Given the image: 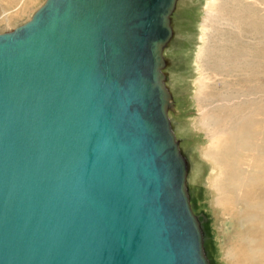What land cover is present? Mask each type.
Masks as SVG:
<instances>
[{"label":"water","instance_id":"water-1","mask_svg":"<svg viewBox=\"0 0 264 264\" xmlns=\"http://www.w3.org/2000/svg\"><path fill=\"white\" fill-rule=\"evenodd\" d=\"M178 0H45L0 34V264H209L163 69Z\"/></svg>","mask_w":264,"mask_h":264},{"label":"rangeland","instance_id":"rangeland-1","mask_svg":"<svg viewBox=\"0 0 264 264\" xmlns=\"http://www.w3.org/2000/svg\"><path fill=\"white\" fill-rule=\"evenodd\" d=\"M26 1L0 0V34L10 32L29 21L36 10L45 2V0H34V4H29L26 8L28 11L25 9L26 12L22 16L17 17L15 14L24 9ZM221 1L223 2V0H216L217 7ZM211 5V0H178L170 19L173 34L163 52L166 62L163 72L166 76L165 86L174 105V111L170 112L173 124L171 126L173 131H175L180 153L188 164L187 192L192 211L197 217L203 232L204 250L209 264H236L234 254H230L233 249H231L232 246L229 241L235 235L238 236L242 245V264L244 263L243 261L248 262V264H264V208H258L253 211L250 204H244L242 201V191H245L250 177L245 167L239 168L236 174L239 178L236 179V182L241 185L240 192L232 190V186H225V184H230L226 176V174L228 175V169H226L224 162L220 161L223 148L216 150L211 146L210 129L206 125L209 124V120L204 115L205 111L207 112V109L214 102H217L218 99L206 95L209 88L199 89L203 75L205 77L209 76L210 84L216 83L218 85L219 80L223 78L216 72L219 69L218 67L221 66L217 65L215 67L216 65L209 64L207 61L209 56L205 55V50L209 52L208 54H211L218 47L224 49L227 46H234L231 43V36L238 34L241 36V48H239L242 53L241 64L244 65L246 62L245 65L248 68L249 62H247V58L253 57V47L257 45L254 43L253 37H256L257 34L255 33V28L246 22L248 17L251 16V8L246 7V4L240 5L237 9V20L235 21L238 25L232 23L229 26L217 23L212 25L206 22L208 16L206 12ZM225 10H228V7H225ZM219 11L217 13L218 19L223 17L228 19L231 16L229 11L227 16L226 11L223 12L224 9L220 11L221 13ZM263 15L264 10L257 13L254 18L261 19ZM241 20L242 22H240ZM207 24L206 29L205 25ZM260 27L263 33V26ZM221 36H224L223 39ZM233 42L235 43L234 38ZM249 54L250 56L252 54V56L250 57ZM255 66L258 67L257 65ZM249 67L253 66L250 65ZM224 68V66L221 67V69ZM247 68L245 69V74H243L244 76L248 73ZM227 86L230 87L231 85ZM262 86L264 85L262 84ZM236 88H231L234 93L235 91L247 95L250 93V88L247 85H241ZM219 90L220 88H217L216 93ZM262 96H264L262 93L254 95L252 97L253 101L256 103V99L263 100ZM208 98H211V101H208ZM245 107L248 108L249 105ZM259 107L262 109V106ZM253 109L254 105H251L247 109V113L253 114ZM260 115L264 116V114ZM239 171H241L240 174L238 173ZM239 176L242 177L240 178ZM221 178L222 180L224 179L223 183L226 189L221 184ZM231 182L235 183L234 181ZM262 192H264L263 183L258 180L250 197L255 199ZM224 194H226V197ZM228 195L229 197H227ZM223 197L225 199L232 197L230 208L226 209V206L222 204ZM228 209L232 210V212L230 213ZM240 242L237 243L235 240L236 246L237 244L240 245Z\"/></svg>","mask_w":264,"mask_h":264},{"label":"bare ground","instance_id":"bare-ground-1","mask_svg":"<svg viewBox=\"0 0 264 264\" xmlns=\"http://www.w3.org/2000/svg\"><path fill=\"white\" fill-rule=\"evenodd\" d=\"M211 1H212V5L209 6L210 8L206 12L208 15L206 22L208 24L213 25L217 23L220 25L225 24L226 26H229L233 23V24L238 25V23L235 21L237 20L236 19L237 9L240 7V5L246 4V7L251 8L250 10L251 16L248 17V20H246V22L251 24V26L255 28V33L257 34L256 37H253L255 41L254 43L257 44L255 46L253 45L254 46L253 47L254 49L253 57L247 58L248 61L245 59L247 62H249L248 68L245 65L246 62L244 65L241 64L242 53L239 49L241 48V36L238 34L236 36L235 35L231 36V40H232L231 43L232 45L234 44V46H227V47L225 46L226 48L224 49L222 47H218L217 49H215L216 51L211 54H208L209 52H206L207 50H205V55L209 56V58H207V61L209 62V64L216 65L215 67H217V65L221 67L224 66L225 68L221 69V67H218L219 69L216 71L223 77V78L221 77L222 79L219 80L218 85L216 83L210 84L208 80L209 76L205 77V75L202 76V80L200 81V84H199L200 90H204L203 88L205 87H207V89L209 88V91L206 93L208 97H216V99H218L217 102H214V104L210 108L207 109V112L205 111L204 115H206L207 116L206 119L209 120V124H206V125H208L210 129L209 135H211L210 136L211 146L215 148L216 150H220L221 148H223V153L220 155L221 158L220 156L219 158H220V161L222 160L224 162V165H226L227 167L226 169H228V175L226 174V176H227V181L230 184V185L225 184V186L226 187L232 186V190L239 191L241 185H239L236 182V179L238 178L236 174L239 168L241 169V167H245L247 170L245 171L250 175V177H249V183L247 187L245 188V191H242L243 192L242 201L244 204H247V205L250 204V206H252L253 211H254V210H257L258 208H264V192H262L260 196L255 199L250 197V194L254 190L255 183L258 180L262 181L263 189H264V116L260 115V114H264V96H262L263 100L261 101L260 99H256L257 100L256 103L253 101V98H252L254 95H258L260 93L264 95V86H262V84L264 85V15L261 16V19L259 18L261 22L258 18L256 17L254 18V16H256L257 13H260L262 12V10H264V0H223V2L221 1L222 3L220 2V5L218 7L216 5V0H211ZM34 2H35L34 0H27L25 2L24 9H22L19 13L15 15L17 17L22 16L26 12L27 10L26 8L28 7V5L32 3L34 4ZM225 7H228V10H225ZM219 10L223 12L226 11V16L229 11L232 17L230 16L228 19L224 17L221 19H218L217 13ZM240 22H242V20ZM208 24L205 25L206 29H207ZM260 26H263L262 27L263 33L261 31ZM221 31L223 32V30ZM221 37L223 39L224 36H221ZM233 38L235 40V43L233 42ZM250 65H252L253 67H249ZM255 65H257L258 67H256ZM246 68L248 70V71L246 70L248 73L246 76H244L243 74H245L244 72ZM214 77H218V76H214ZM204 81H205V84H204ZM229 84L231 85L230 87L227 86ZM241 85H247V87L250 88V91H249L250 93L248 95L245 93H239L236 91L234 93V90L232 91L231 88L235 89L236 87L238 88V86H241ZM217 88H220V90L216 93ZM207 100L211 101V98H208ZM246 105H249V107L251 105H254V109L252 110L253 114L247 113V109L249 107L246 108L245 107ZM259 106H262V109ZM168 117L172 124V118L170 117V111L168 112ZM222 169H225V168H222ZM241 171H239L238 173L240 174ZM241 175L244 176L242 173ZM221 176L223 175L221 174ZM242 176H239V177L241 178ZM223 180L221 181L222 182L221 184L224 186ZM231 181H234L235 183ZM225 195L226 194H224V196ZM227 197H229V195ZM231 198L232 197L225 199L223 197L222 204L226 206L225 207L226 209L230 208L229 206H231L232 204ZM228 211L230 213L232 212V210H229V209ZM235 240L237 241V243L240 242L238 236L236 235L229 240L230 245L232 246L231 249H233L230 251L231 252L230 254L231 255L232 253L234 254L236 264H242V249H241L242 245L240 242V245L237 244L236 246ZM243 262H244L243 264H248V262L246 261H243Z\"/></svg>","mask_w":264,"mask_h":264},{"label":"trees","instance_id":"trees-1","mask_svg":"<svg viewBox=\"0 0 264 264\" xmlns=\"http://www.w3.org/2000/svg\"><path fill=\"white\" fill-rule=\"evenodd\" d=\"M173 125V124H172ZM174 133H175V131H174ZM175 136H176V134H175ZM176 139H177V137H176Z\"/></svg>","mask_w":264,"mask_h":264}]
</instances>
